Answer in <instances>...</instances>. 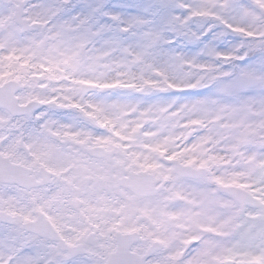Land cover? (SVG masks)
Segmentation results:
<instances>
[{
  "label": "clouds",
  "instance_id": "clouds-1",
  "mask_svg": "<svg viewBox=\"0 0 264 264\" xmlns=\"http://www.w3.org/2000/svg\"><path fill=\"white\" fill-rule=\"evenodd\" d=\"M239 3L39 0L0 41L8 261L264 264V0Z\"/></svg>",
  "mask_w": 264,
  "mask_h": 264
},
{
  "label": "snow or ice",
  "instance_id": "snow-or-ice-1",
  "mask_svg": "<svg viewBox=\"0 0 264 264\" xmlns=\"http://www.w3.org/2000/svg\"><path fill=\"white\" fill-rule=\"evenodd\" d=\"M222 3L226 8H239L241 7L239 0H222ZM66 6H70L68 10L75 11L77 15L74 17L75 20H87L89 19L96 11H98L103 6V0H95V3L91 0H59L58 10L65 9ZM118 7H127L125 5H120ZM109 19L114 21H121L122 16L115 13H107ZM17 243H12L11 240L0 241V264H5L4 257L6 250L12 249ZM22 247H28L31 245V241L24 240L19 241ZM8 264H12L11 261H8ZM24 264H34L32 258L28 257L25 259Z\"/></svg>",
  "mask_w": 264,
  "mask_h": 264
},
{
  "label": "rangeland",
  "instance_id": "rangeland-1",
  "mask_svg": "<svg viewBox=\"0 0 264 264\" xmlns=\"http://www.w3.org/2000/svg\"><path fill=\"white\" fill-rule=\"evenodd\" d=\"M19 1H23V0H2L3 9L0 13V25H3L5 29L2 31V33H0V41L10 38L11 29L14 28V25L9 21L12 20L13 8L15 5H17ZM24 1L27 4L26 16L28 19L32 21L33 18L30 15V12L32 11V8L37 7L39 3L37 2V0H24ZM168 2L169 0H154V3L159 4L161 7L165 6ZM7 27H9L10 29L9 31ZM5 33H7V36H5ZM48 151L49 148L46 146L44 149V153L47 154ZM64 156L66 158H72L74 162L81 168H86L87 166L86 158L82 157L81 154L75 152V150L73 149H69L68 151L64 152ZM0 197H4L2 191H0ZM8 203L13 204V202L10 200H8ZM9 239L11 240L12 243H15L16 241V237H12L11 235H8L6 237H2L0 235V241L9 240ZM28 241L30 240L28 239ZM4 260H5V264H8L7 256L4 257Z\"/></svg>",
  "mask_w": 264,
  "mask_h": 264
},
{
  "label": "flooded vegetation",
  "instance_id": "flooded-vegetation-1",
  "mask_svg": "<svg viewBox=\"0 0 264 264\" xmlns=\"http://www.w3.org/2000/svg\"><path fill=\"white\" fill-rule=\"evenodd\" d=\"M11 38V37H10ZM37 178V177H36ZM40 180V178H37ZM2 185V184H0ZM13 204H9L8 200L5 197H0V212L7 213L8 210L12 207ZM1 225V224H0ZM31 239V238H30Z\"/></svg>",
  "mask_w": 264,
  "mask_h": 264
},
{
  "label": "water",
  "instance_id": "water-1",
  "mask_svg": "<svg viewBox=\"0 0 264 264\" xmlns=\"http://www.w3.org/2000/svg\"><path fill=\"white\" fill-rule=\"evenodd\" d=\"M5 174H4V172L2 171V170H0V180L1 181H5ZM29 185L32 187V186H34V183H33V181H32V179L30 178L29 179Z\"/></svg>",
  "mask_w": 264,
  "mask_h": 264
}]
</instances>
